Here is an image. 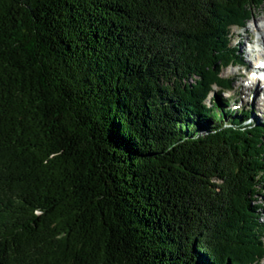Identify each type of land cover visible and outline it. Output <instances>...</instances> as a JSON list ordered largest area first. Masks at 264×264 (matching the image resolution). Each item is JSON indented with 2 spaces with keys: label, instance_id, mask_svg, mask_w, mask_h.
I'll return each instance as SVG.
<instances>
[{
  "label": "trees",
  "instance_id": "obj_1",
  "mask_svg": "<svg viewBox=\"0 0 264 264\" xmlns=\"http://www.w3.org/2000/svg\"><path fill=\"white\" fill-rule=\"evenodd\" d=\"M263 5L0 0V264H264V122L222 98Z\"/></svg>",
  "mask_w": 264,
  "mask_h": 264
},
{
  "label": "rangeland",
  "instance_id": "obj_2",
  "mask_svg": "<svg viewBox=\"0 0 264 264\" xmlns=\"http://www.w3.org/2000/svg\"><path fill=\"white\" fill-rule=\"evenodd\" d=\"M255 24L258 26L264 24V5L259 10L253 11L245 29L231 31L234 46L241 53L243 66L229 67L222 73L223 78L230 79L233 82L231 90L228 93H223L222 98L226 100L227 105L223 109L234 110L240 107L241 110L251 111L255 121L264 122V85L259 83L260 88H262L260 91L256 90L258 88L256 86L251 89L246 87L247 79H252L250 74L256 63L255 60L260 59L255 50L264 55V45L261 41L258 42L259 36L253 29ZM209 98H212V101L215 100L212 94ZM262 182L263 189L260 190V194L255 198L256 201L253 205L261 206L259 209V213L262 215L260 221L264 222V179Z\"/></svg>",
  "mask_w": 264,
  "mask_h": 264
},
{
  "label": "bare ground",
  "instance_id": "obj_3",
  "mask_svg": "<svg viewBox=\"0 0 264 264\" xmlns=\"http://www.w3.org/2000/svg\"><path fill=\"white\" fill-rule=\"evenodd\" d=\"M253 29L255 32H257V35L259 36L258 42L261 41V43L264 45V24L263 25H257L255 24L253 26ZM257 52L259 60H255V64L252 69V73L250 74L252 79H247L248 83L246 85L247 89H251L253 87H258L256 90L260 91L262 88H260L259 83L264 85V55L261 54L259 51L255 50ZM254 52V51H253ZM237 109H241L240 107Z\"/></svg>",
  "mask_w": 264,
  "mask_h": 264
}]
</instances>
